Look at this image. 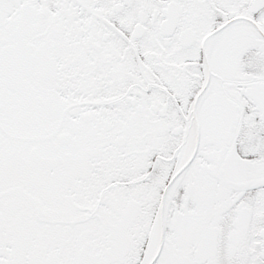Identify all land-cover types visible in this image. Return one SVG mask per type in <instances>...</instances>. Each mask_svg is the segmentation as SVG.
Returning a JSON list of instances; mask_svg holds the SVG:
<instances>
[{"label": "snow or ice", "instance_id": "snow-or-ice-1", "mask_svg": "<svg viewBox=\"0 0 264 264\" xmlns=\"http://www.w3.org/2000/svg\"><path fill=\"white\" fill-rule=\"evenodd\" d=\"M0 264H264V0H0Z\"/></svg>", "mask_w": 264, "mask_h": 264}]
</instances>
